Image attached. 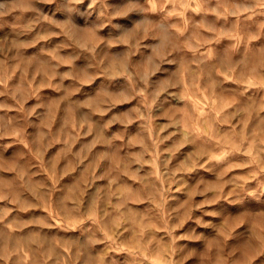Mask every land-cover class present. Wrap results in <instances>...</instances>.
<instances>
[{"label": "clouds", "instance_id": "9594fccd", "mask_svg": "<svg viewBox=\"0 0 264 264\" xmlns=\"http://www.w3.org/2000/svg\"><path fill=\"white\" fill-rule=\"evenodd\" d=\"M0 264H264V0H0Z\"/></svg>", "mask_w": 264, "mask_h": 264}]
</instances>
